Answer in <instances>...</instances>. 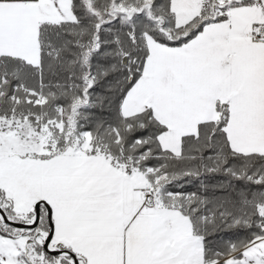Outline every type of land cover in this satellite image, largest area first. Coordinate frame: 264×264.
Segmentation results:
<instances>
[{"label": "snow or ice", "instance_id": "snow-or-ice-1", "mask_svg": "<svg viewBox=\"0 0 264 264\" xmlns=\"http://www.w3.org/2000/svg\"><path fill=\"white\" fill-rule=\"evenodd\" d=\"M0 264H264V0H0Z\"/></svg>", "mask_w": 264, "mask_h": 264}]
</instances>
